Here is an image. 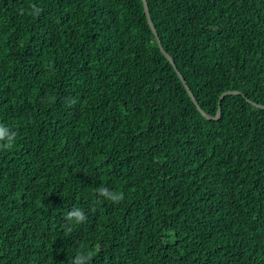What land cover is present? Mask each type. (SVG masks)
<instances>
[{
  "label": "trees",
  "instance_id": "trees-1",
  "mask_svg": "<svg viewBox=\"0 0 264 264\" xmlns=\"http://www.w3.org/2000/svg\"><path fill=\"white\" fill-rule=\"evenodd\" d=\"M146 3L176 70L142 0H0V264H264V0Z\"/></svg>",
  "mask_w": 264,
  "mask_h": 264
},
{
  "label": "clouds",
  "instance_id": "clouds-1",
  "mask_svg": "<svg viewBox=\"0 0 264 264\" xmlns=\"http://www.w3.org/2000/svg\"><path fill=\"white\" fill-rule=\"evenodd\" d=\"M32 11L34 15H39L40 9L32 6ZM72 103H75L74 101ZM15 139V134L10 133L9 129L3 125H0V149H9L11 148ZM99 197H103L105 199L111 200L113 202H120L123 199L122 194L111 192L106 187H100L96 190ZM68 222H75L76 224H80L85 221L86 217L84 212L79 208H73L65 218ZM68 232L72 231L71 227L67 228ZM93 256V252H88L86 254H78L73 262V264H85V261H90Z\"/></svg>",
  "mask_w": 264,
  "mask_h": 264
},
{
  "label": "water",
  "instance_id": "water-1",
  "mask_svg": "<svg viewBox=\"0 0 264 264\" xmlns=\"http://www.w3.org/2000/svg\"><path fill=\"white\" fill-rule=\"evenodd\" d=\"M142 3H143V10H144V13H145V16H146L147 24H148L149 28L151 29V31H152V33H153V35H154V37H155V40H156V42H157V44H158V47H159V50H160L161 53L165 56V58L167 59V61L170 62L171 65H172V66L174 67V69L176 70L175 65H174L172 59L166 54V52L163 50V48H162V46H161V43H160V40H159V38H158L157 32H156V30H155V27L153 26V23H152V21H151V19H150V15H149V11H148V6H147V3H146V0H142ZM178 76H179V78H180L182 84L184 85L185 89L187 90L188 95L190 96V98H191L193 104L195 105V107L197 108V110L201 113V115H202L205 119H207V120H217V119L219 118V116H220V109H218V112H217V114H216L215 117H210V116H208V115H207L205 112H203V111L201 110V108L199 107V105H198V103L196 102V100H195V98H194L192 92L189 90V88H188V86L186 85V83H185L184 79L182 78V76H181L180 74H178ZM232 94H233V95H237V94H239V92H236V91H234V92H225V93H223V94L220 96L219 101H220L224 96H226V95H232ZM218 103H219V102H218ZM252 104H253L254 106L260 108V109H264V106H262V105H257V104H255V103H252Z\"/></svg>",
  "mask_w": 264,
  "mask_h": 264
}]
</instances>
